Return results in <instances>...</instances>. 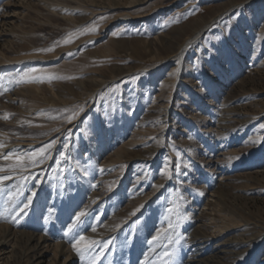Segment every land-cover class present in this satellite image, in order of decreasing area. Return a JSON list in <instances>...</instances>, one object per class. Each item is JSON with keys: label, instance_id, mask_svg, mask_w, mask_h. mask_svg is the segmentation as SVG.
Wrapping results in <instances>:
<instances>
[{"label": "rangeland", "instance_id": "obj_1", "mask_svg": "<svg viewBox=\"0 0 264 264\" xmlns=\"http://www.w3.org/2000/svg\"><path fill=\"white\" fill-rule=\"evenodd\" d=\"M0 144V264H264V0H0Z\"/></svg>", "mask_w": 264, "mask_h": 264}, {"label": "snow or ice", "instance_id": "obj_2", "mask_svg": "<svg viewBox=\"0 0 264 264\" xmlns=\"http://www.w3.org/2000/svg\"><path fill=\"white\" fill-rule=\"evenodd\" d=\"M44 50H50V49H44ZM34 71V70H33ZM74 118V117H73ZM71 119V118H70ZM54 143V142H53ZM0 147H3L2 144H0ZM52 147V143H50L47 148L50 149ZM63 147L68 148L70 147L69 144H65ZM47 149H41L40 152H35L33 153L30 157H28V159L35 164L36 163V157L39 156L41 158L40 162H43V159L45 158V153H46ZM0 158H2L5 161L8 160H14L16 161V164L14 165H9V168H15L17 166H19L24 160L25 157L24 156H13V154L11 152H9L8 154L2 155L0 156ZM67 154L65 153H61L60 155V159L58 161H56L57 163H59L60 161H64L67 160ZM178 167V166H177ZM4 171V167L0 166V172ZM12 179L11 176L9 175H0V184H2L4 181H10ZM162 187V185L160 186ZM37 193L33 192L31 193V195L29 197H26V199L28 200V203H24L23 204V208L20 209V213L26 215L27 214V209L29 208L30 204L33 202V198L36 197ZM86 213L85 212H80L75 216V220L77 222L81 221V217L85 216ZM133 215H135V213H133ZM117 227H119V225H117ZM173 226L171 224L168 225V228H172ZM69 231H71V227L69 228ZM93 232L96 231L95 228L92 229ZM167 229H162L159 232L156 233V235L152 236L151 240L148 241L149 244H152L153 241H156L157 239L160 238V236L166 232ZM81 242H83V248L80 246ZM98 242L96 240H87L85 236L80 235L79 239L76 241V243L73 244V248L74 250L80 254L81 256L84 255V251H92L94 252V258L92 259V264H96L97 261L101 260L102 257L105 254V250L108 249L111 245V241H107L105 242L99 249V251H96L94 246L97 244ZM150 251H154V249H150ZM172 255L171 253L165 251L163 253L164 257H168ZM148 256L147 254H145V259L143 261L140 262V264H145V262L147 261ZM240 259H243V257H241ZM164 264H168V261H164Z\"/></svg>", "mask_w": 264, "mask_h": 264}, {"label": "bare ground", "instance_id": "obj_3", "mask_svg": "<svg viewBox=\"0 0 264 264\" xmlns=\"http://www.w3.org/2000/svg\"><path fill=\"white\" fill-rule=\"evenodd\" d=\"M209 23H210V22H209ZM209 23H208V24H209ZM208 24H207L206 26H204L203 29H205V28L208 26ZM197 36H199V32L195 33L194 36H193L192 38H188L187 41H186V43L191 42V41H192L194 38H196ZM178 56H179V57H178V62L180 63V62H181V61H180V60H181V59H180V55H178ZM22 224H23V223H22ZM209 241H210V240H209ZM229 246H230V245H229ZM222 247H223V246H222ZM235 247H236V246H235ZM204 249H205V248H204ZM227 250H229V249H227ZM198 255H200V254H198ZM217 257H218V256H217ZM217 257H216V258H217ZM191 260H192V259H191ZM221 260H222V259H221ZM189 263H191V261H190ZM213 263H214V261H213ZM213 263H212V264H213ZM67 264H68V263H67ZM221 264H222V263H221ZM223 264H224V263H223Z\"/></svg>", "mask_w": 264, "mask_h": 264}, {"label": "water", "instance_id": "obj_4", "mask_svg": "<svg viewBox=\"0 0 264 264\" xmlns=\"http://www.w3.org/2000/svg\"><path fill=\"white\" fill-rule=\"evenodd\" d=\"M214 23V22H213Z\"/></svg>", "mask_w": 264, "mask_h": 264}]
</instances>
